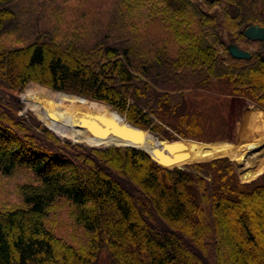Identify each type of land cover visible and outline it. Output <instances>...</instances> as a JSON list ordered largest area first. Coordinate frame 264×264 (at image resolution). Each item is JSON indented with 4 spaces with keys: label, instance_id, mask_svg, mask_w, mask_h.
<instances>
[{
    "label": "trees",
    "instance_id": "obj_1",
    "mask_svg": "<svg viewBox=\"0 0 264 264\" xmlns=\"http://www.w3.org/2000/svg\"><path fill=\"white\" fill-rule=\"evenodd\" d=\"M89 1L0 0V173L34 176L19 185V204L0 208V264H93L102 247L114 264H264V185L241 182L228 159L168 169L132 147L62 143L19 114L18 97L30 82L80 95L23 94L49 129L76 143L86 128L92 146L126 136L150 154L164 147L144 131L120 133L123 116L169 140L196 138L202 118L184 110L186 89L224 80L264 107V41L244 35L264 27V0H96L94 16ZM10 34L15 44L2 41ZM231 44L251 58H234ZM181 144V164L199 161L192 141ZM59 202L87 245L48 224Z\"/></svg>",
    "mask_w": 264,
    "mask_h": 264
},
{
    "label": "rangeland",
    "instance_id": "obj_2",
    "mask_svg": "<svg viewBox=\"0 0 264 264\" xmlns=\"http://www.w3.org/2000/svg\"><path fill=\"white\" fill-rule=\"evenodd\" d=\"M16 3L17 7L14 9L19 10L21 6H19L18 1H16ZM76 4L77 2L73 3L74 6ZM97 6L96 0H90L88 2V8L91 9L89 10L91 16L97 14ZM26 12L27 10H24L21 14ZM73 15L78 16L79 14L74 13ZM16 19L17 18H15V20ZM16 33L28 34L26 29H23L18 25H16ZM13 38L14 36L12 37V34H10L3 37L2 41L15 44L18 40H14ZM253 47V45L250 46L251 49ZM28 87H44L56 92L64 91L53 90L44 85L30 82L24 87L22 92L18 94L20 102L22 103V110L19 114L26 116L28 119L35 118L41 123L43 128L45 126L44 122L27 107V103L23 98V94ZM64 93L74 94L69 92ZM184 94L186 105L184 110L196 111L201 114L203 130L200 132V136H197L196 138L179 137L176 140H169L156 135L151 132L150 129H144V132L155 135L160 141H181L182 139L192 141L194 145L192 157L195 160H199L195 161V163L226 158L234 165L241 182L249 183V181L254 179L253 181H258L259 184L264 185V107L262 108L261 105L257 104L247 96L234 95L230 83H227L224 80H215L211 87L200 86L186 89ZM104 104L105 103L100 104L99 108H102L103 106L108 107V105L106 106V104ZM112 108L113 107H111V109ZM91 119L89 123L91 122ZM46 131L52 132L62 143H66L65 141L68 140L62 139L51 129H47ZM83 133L78 143L68 140L70 141L68 144L97 149L109 148V146L100 147L87 144L82 138ZM227 145H229V148L226 150ZM223 154L228 157H219ZM206 156L211 159L204 160ZM190 163H186L184 165L185 168ZM33 177L34 176L30 172L28 173L24 169L17 170L12 176H4L0 173V208H7L14 206L17 203L19 204L21 200L18 194L19 185L33 180ZM53 211L52 214L50 213L51 216L48 220L50 227L53 228L57 234L68 239V242H72L76 246L87 245L90 237L84 228L77 224L74 217H72L68 203H57L54 206ZM221 254L223 262H226V251L223 250ZM93 264L114 263L107 249L102 247L94 259Z\"/></svg>",
    "mask_w": 264,
    "mask_h": 264
},
{
    "label": "water",
    "instance_id": "obj_3",
    "mask_svg": "<svg viewBox=\"0 0 264 264\" xmlns=\"http://www.w3.org/2000/svg\"><path fill=\"white\" fill-rule=\"evenodd\" d=\"M207 1L212 2L213 0H207ZM244 35L246 38H248L250 40L264 41V27L260 26V25H251L250 27H248L245 30ZM228 50L234 58H239V59H250L251 58V53L249 51H245L243 49H240L238 46H236L234 44L229 45ZM75 95H77V94H75ZM77 96H80V95H77ZM81 97H83V96H81ZM83 98H85V97H83ZM93 101H95V100H93ZM98 102H100V101H98ZM101 103H103V102H101ZM112 109H114V108H112ZM123 117L126 120V125H127L128 129H126L125 131H120V133L127 135V134H129L130 130L145 131L144 129H141L137 126L132 125L126 119L125 116H123ZM47 129H49V128L45 125L43 127V130L46 131ZM119 139H120L121 143L111 144V145H109V147L118 146V147L136 148V149L142 150L145 153H147L148 156L153 161H155L156 163H158L162 167H165L168 169H174V168L185 169L184 165H178L179 163L185 162L186 158H187L185 153L182 152V154H181V152H179L180 149L182 148L181 141H169V140L161 141V144H163L164 147L163 148H155L153 150V152L150 154L147 151H145L144 149L132 145V142L129 141V138L126 136H119ZM65 142L70 143V141H68V140H66ZM106 148H108V147H106ZM192 163H195V161ZM192 163H190V164H192ZM253 180H251V181H253ZM251 181H249V182H251Z\"/></svg>",
    "mask_w": 264,
    "mask_h": 264
},
{
    "label": "bare ground",
    "instance_id": "obj_4",
    "mask_svg": "<svg viewBox=\"0 0 264 264\" xmlns=\"http://www.w3.org/2000/svg\"><path fill=\"white\" fill-rule=\"evenodd\" d=\"M179 165H182L181 163H179Z\"/></svg>",
    "mask_w": 264,
    "mask_h": 264
}]
</instances>
